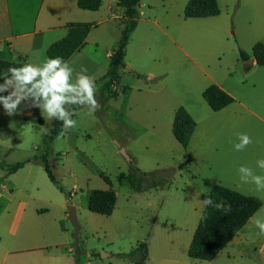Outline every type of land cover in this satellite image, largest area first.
<instances>
[{"label": "rangeland", "instance_id": "374dc122", "mask_svg": "<svg viewBox=\"0 0 264 264\" xmlns=\"http://www.w3.org/2000/svg\"><path fill=\"white\" fill-rule=\"evenodd\" d=\"M117 1L107 0L106 4L114 5ZM218 1L221 12L211 18V25L187 28L188 35H185L183 42L175 37L178 43L181 42L184 50H179L168 36L157 29H154L156 32L152 35L133 36V41H144V49L128 50L126 67L121 70L118 84L112 88L119 89L115 86L120 85L121 89L127 88L126 92L119 90L120 95L116 99H111L103 108L100 107L92 114L89 113V106L85 101L73 119L77 122L76 126L69 128L67 133H62L52 143H46L44 138L52 119L39 107H32L35 105V96H27L23 103L18 105L26 112L24 117L15 115V112L11 116L1 117L6 111L2 104L0 163L6 161L13 165L17 162H27L28 166L17 173H9L11 175L5 174L2 171L5 168L0 166V185L5 180L6 183L11 181L16 187L24 185L31 188L32 184H38L42 190L45 181L49 180L41 159L37 157L48 152L60 185L68 192L77 188V196L72 202L81 206L80 218L88 208L92 190L110 189V185L101 177L108 176L112 181L113 190L118 194V205L144 210L155 208L158 220L153 235L165 237L169 244L173 242L168 249L174 256L188 257L185 249L187 239L193 237L200 220L192 209L194 198L191 200V188L195 186L199 190H205L208 186L200 179L191 178L192 175L197 177L200 173L203 179L208 180L212 174L209 172V165L193 164L185 148L175 140L171 123L176 109L171 117L168 113L172 109L170 105L181 104L192 98L197 93L198 84L210 73L217 80L227 79L226 82L236 89H239L240 85L247 86L239 89L237 96L241 99L251 96L261 101L263 107L255 108L264 116V66L255 65L246 69L245 62L239 57L241 50L252 55L253 47L258 42L264 43V0ZM144 3L159 8L163 14L162 9L166 8L168 14H164L166 17L163 20L159 17L158 20L160 25L174 36L165 19L174 21L182 15L179 0H144ZM117 27V21L112 20L93 30L91 39L98 40L99 48L89 47L79 63L72 67L74 72L69 83L75 84L76 74L86 69L83 74L94 79L99 104L101 79L109 68L107 53L115 50L113 48H116L120 38V32H116ZM253 86L256 87L255 91L251 88ZM66 95L74 96L76 93ZM69 106L64 105L67 112ZM40 116L44 118L43 125L38 122ZM227 122L224 119L219 124L226 125ZM211 126L210 121H204L199 131H202L208 142L215 144L219 150L221 160L213 168L223 176L233 179L227 183L223 182V186L263 201L254 221L264 223V189H257L251 177H245L249 183L242 182L239 173V168L246 166L251 168L255 175L264 176V169L259 168L257 164V161L264 159V127L260 123L252 124L255 131L252 130L250 134V124L243 119L234 135L220 134L217 138ZM238 134H247L252 140L242 151L234 148V145L240 142ZM122 150H125L129 159L122 154ZM233 152L235 154H232ZM211 153L215 154V151L209 152L208 156ZM231 159H240V162L232 164L229 162ZM131 166L137 176L156 172L167 177L168 188L158 191L164 187H155L136 192L124 181L118 180V175L131 171ZM145 178L151 180L154 176ZM146 191L148 192L144 193ZM67 204L72 203L67 201ZM98 225L99 222L94 221L92 226ZM68 227L73 244V226L70 219ZM97 232L82 230L80 233V246L87 260L90 258L88 255L92 253L90 251L96 252L92 253L91 257L101 258L90 264H117L115 257L118 253L128 252L137 241H142L137 239L130 243L112 245L109 237L105 239L101 231ZM235 237L239 244L232 250L223 252L224 248L218 257H215L213 264H264V236L259 235L256 225L248 224ZM103 252L111 256L102 257ZM208 262L202 263L209 264Z\"/></svg>", "mask_w": 264, "mask_h": 264}, {"label": "crops", "instance_id": "0c3cea01", "mask_svg": "<svg viewBox=\"0 0 264 264\" xmlns=\"http://www.w3.org/2000/svg\"><path fill=\"white\" fill-rule=\"evenodd\" d=\"M106 1H103L97 11H90L80 9L77 5V0H0V59L18 61L20 57H23L25 65L31 63L43 67L44 62L48 59V47L68 34L67 23H93L94 25L87 36L86 44L67 61L71 67L76 66L81 57L87 53L86 50L90 49L89 47L99 48L98 40L91 39L93 30L98 26L116 20L119 25L116 32H120L121 36L123 28L121 21L124 17V8L118 5V1L114 5L111 3L106 4ZM188 1L179 0L182 15L180 14L178 19L175 18L174 21H170L169 18L165 19L174 32V36H172L168 30H165L160 25L158 20V17L162 20L166 17L164 16V14H168L166 8L162 9L164 11L163 14L159 8L152 7L142 0L139 22L130 36L127 53L129 49H144V41H133V36L136 37L139 34L143 36L152 35L156 32L154 29L168 36L171 42L180 48L179 50H184L181 42L184 41L185 35H188L187 28L211 25L210 20L215 17L185 18L184 11ZM175 37L181 42L178 43ZM113 52L114 50L107 53L109 63ZM249 57H254L253 50L252 55H249ZM158 59L160 61L159 57ZM255 65H258L257 61H254L251 67ZM200 67L205 72V69L202 66ZM246 69H250V67ZM6 75L7 73H3L1 85L5 83L3 77ZM226 80H217L214 75L207 73L204 81L198 84L197 93L181 104L170 105L172 109L168 112L172 117L173 111L183 106L195 119L197 125L185 150L193 164L197 166L199 164L209 165V172L212 174L208 180L203 179L200 173L197 177L192 175L191 179H200L208 185L205 190H199L195 186L191 188V200L194 198V201L192 200V209L197 215V219H200L205 208L201 202L207 197L209 198L214 185L217 183L223 185V182L227 183V181L233 180L223 176L216 168H213L216 163H219L221 156L215 144H210L205 134L199 131L201 123L210 121L211 129L215 131L217 138L220 134L234 135L243 119L250 124V134H252V130L255 131V127L252 128L251 126L252 124L260 123L264 127V116L257 110L258 107H263V103L251 96L248 99H241L236 93L240 92L239 89L247 88V86L240 85L239 89H236L230 83H227ZM211 84H216L232 95L235 101L220 111H214L203 97V91ZM115 87L119 88L116 89L119 91L122 86ZM251 88L255 91L256 87L253 86ZM12 91H14V86H9L6 90L0 91V97H7ZM34 101V104L41 103L37 96H35ZM2 104L3 102L0 101V106ZM178 105L180 106L176 108ZM13 112L16 113H14L15 115L22 117L26 113L18 105ZM37 114L38 112H36L35 116ZM5 115H7L6 112L2 113L1 117ZM40 117H38V122ZM224 119L228 121L227 124L220 125L219 122ZM171 128H173V123H171ZM213 150L215 154L211 153L208 156L209 152ZM232 154H235V152ZM4 162L10 165L6 161ZM229 162L234 164L235 162H240V159H231ZM26 166H28L27 163L15 173L26 168ZM2 171L5 174H9L8 168L2 169ZM27 180L28 177L26 178ZM168 186L169 183L158 191H164ZM75 189L71 191V197L67 198L50 180L45 181L42 190L38 184H32L31 188H27L24 185L16 187L11 181L6 183L4 180L0 185V202L2 200L0 203V264H74L75 249L68 227L70 214L67 210V201L76 206L79 217L81 206L77 202H72L77 196ZM82 214L81 218L79 217L81 231L85 230L91 233L101 231L105 239L109 237L108 240L112 245L121 244L122 242L130 243L137 239L145 240L148 245V259L144 264H204L202 262H206L192 259L186 255L182 257L174 256L168 249L173 242L169 244L165 237L159 238V236L155 237L153 235L158 220L155 208L144 210L143 208L124 207L118 205L117 199L115 209L110 216L91 212L88 208ZM256 214L245 226L250 223L256 225L254 221ZM94 221L99 222V225L93 227ZM195 226L196 223H194L193 228ZM128 230H131V232H128ZM192 238L187 239L185 248L187 252ZM236 238L227 245L223 252L232 250L239 244ZM91 252L96 253L94 251ZM115 258L117 264H134L127 259ZM216 258L208 263L213 264ZM98 259L101 258L90 256L83 264H90Z\"/></svg>", "mask_w": 264, "mask_h": 264}, {"label": "trees", "instance_id": "16d2710c", "mask_svg": "<svg viewBox=\"0 0 264 264\" xmlns=\"http://www.w3.org/2000/svg\"><path fill=\"white\" fill-rule=\"evenodd\" d=\"M103 1L105 0H77V5L83 10L97 11ZM141 2L142 0H118V5L124 8V17L121 21L123 28L118 45L110 56L109 69L101 79L99 94L101 108L111 99H116L120 95V91L112 88L113 85L118 84L121 78V70L126 67L127 46L130 36L139 22ZM220 12L218 0H189L185 7L184 16L185 18H206L217 16ZM93 25V23L86 22L67 23L68 34L48 47V59L61 57L63 60L68 61L76 51L86 44L87 36ZM253 56L256 58L258 65L264 66V44L262 42H258L253 47ZM239 57L242 61L250 58L249 54L243 50L240 51ZM24 64L23 57H20L18 61L0 59V85L3 73H7L8 75L7 70L9 68H19ZM126 90L127 88L123 87L121 92L125 93ZM203 97L214 111H220L235 101L233 96L216 84L208 86L203 91ZM39 101L42 104L44 103L42 97H39ZM82 106L78 104L70 105L68 118L74 119ZM72 110L77 114L73 115ZM39 123L44 124L43 117L39 118ZM62 125L63 122L58 120V114L52 118L44 135L46 143H52L62 133L68 132V129L63 130ZM196 125L195 119L183 106H180L176 110L172 132L176 141L183 148L189 145ZM48 156V152H46L37 158L41 159L49 180L67 197H71V192L66 191L60 185L53 171V164L50 162ZM26 163L17 162L13 165H7L2 161L0 166L8 168L9 173H14ZM130 169L131 171L128 173L121 172L118 175V180L124 181L136 192H142L155 187L163 188L169 183L168 178L159 173H144L148 178L154 176L153 179L149 180L145 176H137L132 166ZM137 170L140 171L138 168ZM101 177L110 185V189L92 190L89 195L88 209L100 215L110 216L116 206L117 193L112 188L110 178L104 175H101ZM209 198L213 201V205L204 208L187 252L190 258L202 261H212L263 206V201L260 198L243 194L218 183L214 185ZM219 203H223L225 207L230 206L231 210L217 209L214 205ZM90 256H93V254L91 253ZM117 257L127 259L134 264H144L148 259V245L145 241H137L128 252L118 253ZM86 260L87 256L82 253V247L79 246V252L74 253V264H83Z\"/></svg>", "mask_w": 264, "mask_h": 264}, {"label": "clouds", "instance_id": "9594fccd", "mask_svg": "<svg viewBox=\"0 0 264 264\" xmlns=\"http://www.w3.org/2000/svg\"><path fill=\"white\" fill-rule=\"evenodd\" d=\"M7 72L8 75L3 77L5 83L0 85V91L6 90L9 86H14V91L7 97H0V101L3 102L5 112L9 116L13 115V110L27 96L42 97L43 105L35 104L32 107H39L49 119L58 114V120L63 122V129L67 130L75 127L77 122L68 118L69 114L64 107L65 104L84 105L86 101L90 114L95 113L101 107L96 99L97 88L94 79L83 74L86 69H82L76 74L75 84L69 83L74 69L69 62L61 57L47 59L43 67L29 63L19 68L11 67ZM66 93H76L77 95L68 96ZM72 114L76 115L77 113L72 110ZM238 139L240 142L234 145L237 151H242L252 143L247 134H238ZM257 164L259 168L264 169V159L257 161ZM239 173L242 182L249 183L245 177H251L252 183L257 186V189H264V176L255 175L253 170L246 166H241ZM201 203L205 207L213 205V201L208 197ZM214 206L225 211L231 210L230 206L225 207L223 203ZM256 226L259 229V235L264 236V223L257 221Z\"/></svg>", "mask_w": 264, "mask_h": 264}, {"label": "water", "instance_id": "95a60500", "mask_svg": "<svg viewBox=\"0 0 264 264\" xmlns=\"http://www.w3.org/2000/svg\"><path fill=\"white\" fill-rule=\"evenodd\" d=\"M254 61H256V58L250 57L248 60L245 61V67L246 68L251 67ZM150 78H152V77H150ZM121 152L125 157H127L129 159V156L125 152V150H122ZM67 209L69 211L70 221H71L72 226H73L72 239H73L74 249H75V253H78L79 252V246H80L79 238H80V233H81V225H80V222H79L78 217H77L76 207L73 204H70L67 206ZM109 256H111V255L104 253V252L102 254V257H109Z\"/></svg>", "mask_w": 264, "mask_h": 264}]
</instances>
